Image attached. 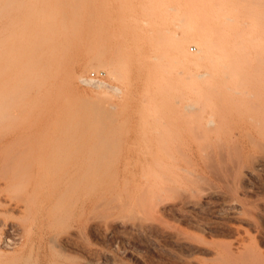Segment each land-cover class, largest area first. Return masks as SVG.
<instances>
[{"label":"bare ground","instance_id":"obj_1","mask_svg":"<svg viewBox=\"0 0 264 264\" xmlns=\"http://www.w3.org/2000/svg\"><path fill=\"white\" fill-rule=\"evenodd\" d=\"M202 1L0 0V264H264L252 230L206 225L216 180L258 228L238 183L264 172V0Z\"/></svg>","mask_w":264,"mask_h":264},{"label":"rangeland","instance_id":"obj_2","mask_svg":"<svg viewBox=\"0 0 264 264\" xmlns=\"http://www.w3.org/2000/svg\"><path fill=\"white\" fill-rule=\"evenodd\" d=\"M195 2H198V3H204V4H206V1H202V0H194ZM118 6H117V8H118V10L120 9H122L123 7L121 6V2L120 3H118L117 4ZM137 8V7H136ZM135 8V9H136ZM186 50L187 51H189L191 54H195L196 52H197V50H196V44L194 43V42H190V43H188L187 44V46H186ZM90 70V71H89ZM89 70H86V71H84L83 69H81V68H79V69H77V74L79 75H84V77L85 78H87V79H89V82H91L92 83V81L95 79L96 81H106L107 83H108V86L109 87H107V86H105V87H99L98 85L96 86L95 84H98V82H95V81H93V85L91 84V83H87V82H84V81H82V80H77L76 81V83H75V88H76V90L78 91V92H80V93H82V94H86V92H88L87 94L88 95H91V93L90 92H92V95H94V94H98V93H109L107 96H109V97H111V98H113V99H115V100H117V101H119V100H121V99H123L124 98V90L126 89L125 88V83L122 81V80H116V82H118V83H116L115 82V80H111L110 78H109V76L108 75H106V74H108V73H106L105 74V69H98V70H96V69H93V68H90ZM83 71V72H82ZM164 71H166V69L164 70ZM164 71H162L160 74H159V78H158V81H161L160 83H152V86L153 85H155V86H153V87H158V85H162L163 84V80H165V79H168V74H166V73H164ZM79 75V76H80ZM89 77V78H88ZM93 78V79H92ZM90 79H91V81H90ZM87 83V84H86ZM90 84V85H89ZM110 85H112V86H110ZM134 86H136V85H134ZM110 87H112L113 88V90H114V87H119V88H122V90H123V92L122 93H117L116 91H114V93H113V90H111V91H109L110 90ZM107 88H109V89H107ZM111 88V89H112ZM137 88L135 87L134 88V99H136V100H138L139 98H140V93H139V91H136L135 92V90H136ZM81 90V91H80ZM97 90V91H96ZM86 91V92H85ZM93 92H94V94H93ZM136 93H138L139 94V96L136 94ZM116 94V97L114 96ZM136 94V95H135ZM113 97H112V96ZM121 97V98H120ZM136 97V98H135ZM112 99V100H113ZM115 100H113V101H115ZM135 103L136 102H133L132 103V105L134 106V108L132 109V110H130V114H131V116L132 115H135L136 114V106H135ZM128 118H130V117H128ZM130 123H128V126H127V128H126V130H127V136H129V137H135V136H137V134H135V133H132L133 132V128H135L134 126L132 127V121H129ZM133 135V136H132ZM264 172H262V173H260V174H257V176L256 177H254V178H252V179H250L249 181H247V182H241V184L240 183H238V185H239V194H241L242 193V197L244 198H247V199H249V201L251 202L252 201V203L254 204V211L256 212L255 213V215H256V222H257V225H258V228H254V227H250V226H248L247 224V222H245V221H243V220H241V219H234V218H231V219H228V213H224V212H226V211H224V208L223 207H225L226 205H229V204H231L232 202H234L235 201V194L233 195V193H230V192H228V190H226L223 186H218V182H216V180L215 181H212V183L214 184V186L213 187H215V188H217V190L218 189H220L219 191H222V192H220L221 194V197L222 198H224V200L222 199V200H220L221 201V203L223 202L224 204H221L220 203V201H218L217 203L216 202H214V205L212 206V207H216V205H217V208H221L222 209V216H223V218L225 219L224 220V222H223V220L222 221H220L221 219L220 218H217L215 215H213V214H209L208 216H212V217H208L207 216V218H206V225L207 226H209V228L211 229H214V230H221L223 227V229L220 231V232H223V234H224V236H222V237H219V238H222L223 240H226V241H232L233 239H234V235L233 234H235L234 232H239V233H241L242 235H245L246 236V234H245V230L247 229V230H252L251 231V233L253 234V236L255 237V241H256V243L258 244V246H260L263 250H264V239H263V237H264ZM256 178V179H255ZM258 182V183H257ZM211 183V184H212ZM252 183V184H251ZM211 184H210V186H211ZM259 184V185H258ZM216 185V186H215ZM250 185H253L252 187L250 186ZM262 185V186H261ZM223 187V188H222ZM244 187V188H243ZM249 187V188H248ZM256 187V188H255ZM259 189H258V188ZM250 188H251V190H250ZM254 189V190H253ZM257 189V190H256ZM261 189V190H260ZM263 189V190H262ZM241 191V192H240ZM249 191V192H248ZM263 191V192H262ZM227 192H228V194H227ZM248 192V193H247ZM251 192V193H250ZM253 192V193H252ZM258 192V193H257ZM243 193H245V194H243ZM256 195H255V194ZM248 194H250V195H248ZM225 195V196H224ZM233 195V196H232ZM244 195V196H243ZM260 195V196H259ZM227 196H228V198L229 199H227ZM254 197V198H253ZM250 198H252V200L250 199ZM263 198V199H262ZM253 199H255V200H253ZM262 199V200H261ZM231 201V202H230ZM256 203H255V202ZM260 201H262V202H260ZM225 203H228V204H225ZM260 203V204H259ZM225 205V206H224ZM220 206V207H219ZM259 206H261V207H259ZM260 208V210H259V208ZM227 208V207H226ZM258 208V209H257ZM263 208V209H262ZM256 210H259V211H256ZM261 211V212H260ZM260 214V215H259ZM259 216V217H258ZM260 218L262 219V220H260ZM212 219V220H211ZM217 219L219 220V222H217ZM230 220V221H228V220ZM235 221H233V220ZM209 222H208V221ZM213 221V222H212ZM242 222V223H241ZM239 223V224H238ZM261 223V224H260ZM233 224H236V225H234V226H232ZM218 225V226H217ZM231 225V226H230ZM238 225V226H237ZM243 226L244 228H242L241 227V229H240V226ZM261 225V226H260ZM221 226H223L222 228H221ZM227 226V227H226ZM237 226V227H236ZM248 226V227H247ZM218 227V229H215V228H217ZM234 227V228H233ZM236 227V228H235ZM245 227H246V229H245ZM221 228V229H220ZM251 228V229H250ZM226 229V230H225ZM237 229V230H236ZM258 229V230H257ZM230 230H233L232 231V233L230 232ZM262 230H263V232H262ZM229 231V232H228ZM241 231V232H240ZM244 231V232H243ZM254 232H255V234H254ZM257 232H259V233H257ZM262 232V233H261ZM228 233H231V234H228ZM227 234V235H226ZM233 235V237H231ZM262 237H261V236ZM259 238H258V237ZM233 238V239H232ZM230 239V240H229ZM254 241V242H255ZM262 241V242H261ZM137 242V243H136ZM260 242V243H259ZM134 243V242H133ZM255 243V244H256ZM135 247H141V246H143L144 244H143V242H140V240H138V241H135ZM139 245V246H138ZM141 245V246H140ZM263 246V247H262ZM146 246L144 245L142 248H145ZM130 254H132V255H130ZM129 256H131V257H127V260H128V262L130 263V264H135L134 262H136V264H138L137 262H139V264H143V260L140 258L139 259V257L137 256V257H135L136 256V254H133V253H129L128 254ZM135 257V258H134ZM129 258V259H128ZM134 259V260H133ZM129 260H131V261H129ZM137 260V261H136ZM140 260H141V262H140ZM134 261V262H133Z\"/></svg>","mask_w":264,"mask_h":264}]
</instances>
